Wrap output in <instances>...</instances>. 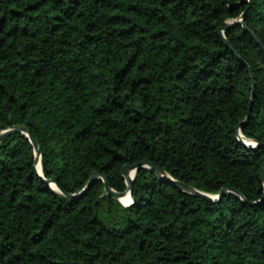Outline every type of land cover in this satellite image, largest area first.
Wrapping results in <instances>:
<instances>
[{
	"label": "trees",
	"instance_id": "obj_1",
	"mask_svg": "<svg viewBox=\"0 0 264 264\" xmlns=\"http://www.w3.org/2000/svg\"><path fill=\"white\" fill-rule=\"evenodd\" d=\"M16 128L44 180L26 135L0 141V264H264V148L238 139L264 145V0H0ZM141 162L166 176L139 169L130 207L78 197Z\"/></svg>",
	"mask_w": 264,
	"mask_h": 264
},
{
	"label": "water",
	"instance_id": "obj_2",
	"mask_svg": "<svg viewBox=\"0 0 264 264\" xmlns=\"http://www.w3.org/2000/svg\"><path fill=\"white\" fill-rule=\"evenodd\" d=\"M228 24H231V23L224 24V26H222V28L220 29V35L223 38H224V31L227 28ZM225 42L229 46L228 42L227 41H225ZM240 129L241 128H239V131H238V139H239V141L242 144H244L246 147L252 148V149L264 148V145H259L256 142H255V145H248L244 141H242L241 140ZM11 132L22 133V134H24V135H26L28 137V139L30 140V142L34 146V149H35V152H36V162H40L41 163V152H40V146L38 144V141L35 139V137L27 129H25V128H16L15 130L12 129V130H9V131L2 132L0 134V141L4 137H6L9 133H11ZM141 168L151 169L160 178L163 177L162 176L163 173L161 172V170L159 168H157L156 166H154L153 164H150V163L141 162V163H138V164L133 165V166H127V167H125L124 170H123V177L126 180L127 185L129 186L128 191L125 192V193H128L129 194V197H130L129 204H124L121 201V199L124 197L125 193H118L115 190H113L109 186L108 180L106 178L102 177L100 175V173H98V172L92 174V176H91V178L89 180V183H88L87 187L85 188V190L81 194L78 195V197L84 195L95 182H97L99 180H102L103 183H104V186H105V191H106V193L109 196H111L114 200L118 201L122 206H124V207H130L134 203V190H133L134 181L136 179V174H137L138 170L141 169ZM41 172H42V166H41ZM130 172H134V175H133L132 178H129L128 177V173H130ZM38 175H39V177H41L43 179V177H42L41 174L38 173ZM172 182L175 185H177L179 188L183 189L184 191H186L188 193H192V194L197 195L199 197H202V198H204L206 200L218 201V200H220L223 197V193L220 194V195H217V196L208 195V194H204V193L197 192V191L193 190L192 188H189V187H187L185 185H182L180 183L175 182L174 180H172ZM47 183L50 185V187L52 188V190H54L56 192H59L61 194H64L63 191L60 189V187L57 184V179H52L51 181H49ZM263 183H264V173H263ZM52 184L56 187V189L51 186ZM64 195H66V194H64ZM67 197L72 198L73 196L67 195Z\"/></svg>",
	"mask_w": 264,
	"mask_h": 264
},
{
	"label": "bare ground",
	"instance_id": "obj_3",
	"mask_svg": "<svg viewBox=\"0 0 264 264\" xmlns=\"http://www.w3.org/2000/svg\"><path fill=\"white\" fill-rule=\"evenodd\" d=\"M244 138V137H243ZM241 140L242 141H244L246 144H248V145H255V142H251V140H245V139H242V135H241ZM36 168H37V171H38V173L40 174V172H41V163L40 162H37V166H36ZM133 175H134V172H130V173H128V177L129 178H132L133 177ZM162 176H166V174H162ZM53 188H55L56 189V187L52 184L51 185ZM123 199H125L126 201V203L128 202V200H129V202H130V197H129V194L128 195H125L122 199H121V201L123 200ZM129 202H128V204H129Z\"/></svg>",
	"mask_w": 264,
	"mask_h": 264
},
{
	"label": "rangeland",
	"instance_id": "obj_4",
	"mask_svg": "<svg viewBox=\"0 0 264 264\" xmlns=\"http://www.w3.org/2000/svg\"><path fill=\"white\" fill-rule=\"evenodd\" d=\"M40 174H42V172H40ZM125 195H128V193H125ZM125 195H124V196H125ZM125 201H126L125 199L122 200V202H123L124 204H128L129 200H128L127 203H126Z\"/></svg>",
	"mask_w": 264,
	"mask_h": 264
}]
</instances>
